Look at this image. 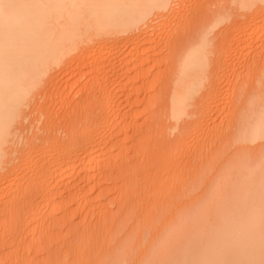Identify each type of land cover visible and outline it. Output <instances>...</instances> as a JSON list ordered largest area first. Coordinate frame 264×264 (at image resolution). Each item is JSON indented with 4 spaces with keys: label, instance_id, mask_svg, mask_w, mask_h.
<instances>
[{
    "label": "bare ground",
    "instance_id": "1",
    "mask_svg": "<svg viewBox=\"0 0 264 264\" xmlns=\"http://www.w3.org/2000/svg\"><path fill=\"white\" fill-rule=\"evenodd\" d=\"M233 1L232 2L233 3H237L238 6H240V8L251 9L253 11L252 8L254 7V9H255V6H257V9L258 10H261L262 12L264 10V0H233ZM176 4H179V3L176 2V0H0V195L1 196L2 195L5 196V197L2 196V198H4L5 200H4L3 204H2L4 206V210H2L3 208L0 209V218H1L0 220H2L3 218H6V221L4 222V224H2L0 226H1L2 230L3 229H8L6 227L9 226L10 223H12V221H13V223L16 222L15 227H13V228H15V231H13V233H11V235H9L10 233L8 231H5V230H4L5 233L2 232V234H0V238L3 239V240L5 239L4 242L6 241L7 237L9 238L10 236L11 237L13 236L15 238V235H20V231H22V232L25 231L27 233V231H26L27 228H28L27 225H30V223L31 224L32 223L39 224V225H41V227L42 226L43 227L44 226L46 227L48 225V222L50 224V222L52 221L51 220L52 219V215L47 214V212L50 213V211L47 210L48 209V203L47 204H44V203L48 202L46 200L48 199V197L50 196V194L53 192V190H55L54 186H57V187L60 186V184H62L61 181H63L65 178L73 177V176H77V175L80 176L81 173H83L84 171H86V172L89 171V170H92L93 171V170H96V169L100 168V165H101V167H103V165L101 163H102V160L104 159V156H106V153L104 154L103 153L104 150L103 151L101 150L102 149V143L103 144H106V142L108 143V141H110L106 137V134L109 131L111 133H113L112 131L114 129L116 130V128H114V127H117V125L116 126L112 125V127L110 126L111 120H117V121L119 119L120 120L121 119L123 120L125 118V116H126V114H124L122 112V110H120V108H118L116 106L117 105L116 103H117L118 99L120 100V96H122V98L124 100V97L123 96H126L125 97L126 98L125 100H126V103H127L126 105H130V104L132 105V103H133V105H136V104H139L140 102H142L143 100H142V98H141V100L139 99V101L138 100H131V95L132 94H131V90L130 89H129L130 90V93H128V92L125 93V91L124 92H121L120 91L121 93L116 92L114 90L109 91L108 86H110V85H108V83L110 82V79H109L110 77H106V79L104 77L105 80L104 81H101L99 79V77H98V74H100V73H102L104 71L105 72L106 71L108 72V68L111 69V70L114 69L113 67H115L116 64L113 63L114 61H112V58H113V56L116 53L115 52V49H117V48H118L117 50H120L121 49V47L119 48L118 46H120V44L122 46L123 45L122 42H124V44H128V42H129V44L132 43L133 45H130L131 48H130L129 44L128 45H124L122 47V51L120 50V52H117L118 54L121 53V52L123 54L124 49L126 50V48L127 49L130 48L131 49L130 50L131 52L133 51V49L134 50H135V48L137 49L138 46H139V49H141L143 45L141 46L139 44H142V43L143 44L144 43L146 44L149 41L151 42V39L152 38L150 39V37H152V34L150 36V32L153 31V30H151L150 32L148 30H149V27H151V26L154 27L155 26V25L154 26L152 25V23L155 21V18L153 16L156 17V15H159L160 14L159 13L160 11H163V10L165 11L169 7H172L173 5H176ZM173 8H175V7H173ZM227 8L228 7H226V9ZM170 11H171V9H170ZM262 12L256 11V12H254L255 14L253 13L254 15L252 13H251L252 16L249 15V18H250V16L252 17V19H250V20H252L251 21L252 22V25L250 24L249 25L250 27H248L247 29H245L242 32H240V30H238V28H237V31H239V33H238L237 36L239 38L238 37L237 38L235 37V38L238 41L240 40V41H248L249 42V40H251L252 35L254 33H257L258 32V35H260L261 33H263V29H264V18L261 15L262 18H263V20L262 19L261 20L259 19V18H261L260 14ZM161 13H163V12H161ZM221 13H223V10H222ZM163 15H165V13ZM257 15H258V17L259 16L260 17L258 18ZM174 16H176V13L174 14ZM213 16L215 17V15H213ZM165 18H166V16H165ZM257 18L259 20H257ZM219 20H221V19H219ZM237 20H239V19H237ZM162 22H164V21L162 20L161 23ZM214 23H216V22H214ZM219 23L220 22L217 21V24L216 25H218ZM162 24L164 25V23H162ZM232 27H235V26L232 25ZM209 28L208 29L210 31L212 28L211 27H209ZM156 29L159 30L158 28H156ZM227 29H229V27ZM213 30H214V28H213ZM231 30L235 32L234 28H232ZM237 31H236V33H237ZM206 32L207 31H205V34L202 36V38H201L200 41L196 37V39L198 40L197 43H195V40H194V43L192 41L189 43V44H191V43L192 44H191V46L188 45V48H186L185 51L183 50V52H182V53H184L182 55L183 57L179 55L180 57H182V59H179L178 60V58H176L178 61H180V63L178 62L177 72L175 73V76L173 77V79L171 81L172 82V88L170 87L171 88V91L169 92V94L166 95L167 96V98H166V107H167V111H168V115H169L168 117L170 119L174 120V122H175V123H173L171 121L173 123V127L172 128L174 130V129H176L180 125V124H178V126H177L176 124L184 116L188 115V118L189 117L192 118V116H193L192 114H194V113H195V116H198L196 114V112L193 113L192 110H191L192 111L191 112L190 111V108L191 107H194V104H195L194 103V100H195L196 95L197 94L199 95V92H201L202 89H204V88L207 87V90H208L207 93H206V90H205V92L202 91V93H200L201 99H199V101H198V98H197V103H199L201 105L200 106V110L198 109L199 110V113H200V117L198 116V118H199L198 119V122H199V124L200 123L201 124L198 125L197 124V120H196L195 122L197 124V127L196 128L194 127L196 131L195 130H192V131H194L193 132V135H194V138H195L196 141L194 139H191V138H189V139H191L193 142H191V140H188L190 142V144L193 143L191 145H194V142H195V145H196L195 148H197V145H199L198 143L201 142L200 141L201 138L198 139L199 138L198 132L202 131V134H203V129L205 128L204 126L207 125V124L203 125L205 123V121L207 120L206 118L212 113L213 110H216L217 108L219 110V107L222 106L220 104H222L223 101H224V94H222L220 92V85H217L216 86V84H215V86L217 87V89H216V91L214 93L213 89L211 90V88L214 85V82L215 81H213V80L212 81H209L208 80L210 77H209V74H208L209 71H207V70L212 69V67L209 68V66H212V65L210 64L208 66V63H209L208 56L210 55V52H208V47H211L208 44H211V43L207 42V38L209 37L208 36L209 33H206ZM227 32H228V30H227ZM156 33L159 35V32L158 31ZM236 33H235V35H236ZM230 34H232V33H229V35H227L228 36L227 37L228 42H229V38L232 37V36H230ZM153 38H154V36H153ZM158 38H159V36H158ZM174 38L175 37H174V34H173V40H174ZM256 38H258V39L261 38L262 39V36L261 37L258 36ZM232 40H235V39L232 38ZM158 41L159 40H157V43H158ZM182 41H184V40H182ZM169 42H171V41L169 40ZM171 43H173V45H174V42H171ZM171 43H170V45H171ZM249 43H251V42H249ZM249 43H247V44H249ZM155 44H153V46H151L149 44L150 45L149 47H151L150 50L153 49V47H154ZM263 44H264V42H263ZM170 45H169V47H170ZM228 45H230V44H227V46ZM237 45H238V43H237ZM183 46H184V44H183ZM212 46H213V44H212ZM258 46H259V43H258ZM149 47L148 48L147 47H144L141 50L145 49L144 53L145 52H148V51H150L149 50ZM184 48H185V46H184ZM211 48H214V47H211ZM240 48H241V46H240ZM246 48H248V47H246ZM251 48H249V49H251ZM262 48H263V46H262ZM146 49H147V51H146ZM155 49L157 50L158 47L156 48V46H155L154 50ZM254 49H255V44H254ZM154 50H151V51H154ZM136 51H133V53H131V54L128 51L129 53L127 54V55H129V54L130 55L136 54V56H133V60H132L133 62H134L135 57L137 58V55L139 57V54H137L138 52L141 53V55L143 53L142 51L140 52L139 50H138V52H136ZM246 51H248V50H246ZM134 52H136V53H134ZM231 52L235 56L236 53L234 54L233 50ZM254 52H255V50H254ZM257 52H259V51H256V53ZM154 53H156V51H154ZM229 53H230V51L228 52V54ZM248 53H251V52H248ZM260 54H261V52H260ZM127 55L125 56L126 58H128ZM122 56L124 57V55H122ZM160 56H162V55H160ZM212 56H214V54ZM262 56H263V54H262ZM66 57H70V60H68L69 62L70 61H74V60H76L77 62H80L78 60L86 61V63L88 62L87 64L91 67L90 69L93 68L92 71L95 70V72L97 74L96 73H94V74H96L95 76H97V78L100 80V81H98V79L96 80V77L91 75L92 77L90 78V81L83 88V90H85V91H84L83 96L81 97V100L83 99V101H86L87 102V100L90 99V101L92 102V104L90 102L91 106H93L92 109H90V110H92V112L90 110L89 111H90V113L93 116H90V118H88L89 115H88V117L86 115H83V116L86 117L85 118L86 121L91 120L92 123L90 122L91 123L90 126H86L85 125L86 127H84V125H82L83 128H80V130L78 132L77 131H74L75 129L72 130V127L70 126L71 129H67L68 131L65 130V133L66 132L68 133V134H66L68 137L67 136H59V132H60V135H61V130L62 129L64 130V128H62V129H60V131H58L59 127L57 129L56 128H53L54 126L50 128V126L52 125L51 123H48V124H51L50 126L48 124H44V122H47L48 120H50L48 118L46 120L45 119V116H44V115H46V114H44V109H45V107H46V109L48 108V106L46 105V106L41 107V108H43L42 109V112H43V115H42L43 117L42 118L45 119V120L43 121V119H42V121H41V120H38V118H36L37 121H39V122L37 123V125L36 124H34V125H35V127L38 126L37 127V129H38L39 128V125L38 124L41 121V122H43L44 125H47V126H43L42 129H40L41 128V126H40L39 129L41 131V135H39V133H36L35 131H33V133H34L33 136L32 137H29V138L27 137V139H25V140H24V138H22V137H24V135H23L21 137L22 140H23V142H21L22 143V146L21 147H18V145L20 143V140H19V136H20L19 135L20 134L19 133V130H22V128H21V127H23L22 124H23V122L24 123L26 122L25 120L27 119V117L30 114L32 115V112H27L26 109H27L28 106L30 107L29 101L31 100L33 93H35L34 91L37 88H39L40 86H42L41 83L43 82V77L54 66L56 67L59 64H61L62 61ZM123 57H121V58H123ZM209 57H211V56H209ZM255 57H254V59H255ZM121 58H119V59L122 60ZM126 58H125L124 61H126ZM145 58L142 59V60L140 59L141 61L138 62L139 64L141 63L140 64L141 66L138 65V63L136 62L139 59H135L136 60L135 61L136 63L134 64V66L135 67L137 66L136 69H138V67L139 68L142 67L143 60L144 61L146 60V62L148 60H150V59H147V58L145 59ZM150 58H151V56H150ZM216 58H218V57H216ZM236 58H233V59H236ZM128 59L126 61L127 63L129 62ZM130 59H132V58H130ZM153 59H154V57H153ZM215 59H213V60H215ZM221 59H222V57H221ZM237 60H238V58H237ZM155 61H156V64L159 62V61L157 62V60H155ZM218 61L220 62V60H218ZM242 61H243V59L241 60V63H242ZM245 61L246 60L244 59L243 62H245ZM229 62H230V60H229ZM229 62L227 63V67L226 68H228V66H230L231 64L233 65V63H231V62L229 63ZM235 62H236V60H235ZM246 63H247L246 65H248L249 64V61H246ZM148 64H150V63H148ZM213 64H216V63L213 62ZM221 64H223V62ZM119 65H120V63H119ZM154 65H155V63H154ZM167 65H169V64L167 63ZM152 66H153V64H152ZM233 66H235V64ZM249 66H250V64H249ZM86 67L88 68V66H86ZM106 67H108V68H106ZM126 67H128V66H126ZM146 67H147V65H146ZM215 68H217V67H214V74H217V72H219V71L217 70L216 73H215ZM129 69L131 71V69H132L131 66H130ZM149 69H151V67ZM261 69L264 70V68H262V67H261ZM116 70L117 69H115V71ZM122 70L126 71L125 69H122ZM141 70H142V68H141ZM143 70H144V68H143ZM87 71L88 70H86V73H88L89 71L91 72V70H89L88 72ZM166 71H167V68H166ZM253 71H252V73H254ZM259 71L261 72L262 70L258 69L257 72H259ZM77 72L78 71H76V73ZM107 72H106V76H109L107 74ZM132 72L133 73L134 72H137V74H138L140 72V70H139V72L138 71H132ZM212 72H213V70H212ZM91 73H93V72H91ZM121 73H122V71H121ZM121 73H120V75H121ZM147 73L150 74V72H147ZM166 73H165V77H166ZM263 73H264V71H263ZM82 74H83V71H82ZM81 75H79V76H81ZM168 75H169V73H168ZM103 76H105V75L103 74ZM141 76H142V74H141ZM212 76H213V73H212ZM261 76L263 77V74ZM125 77H126V75H125ZM129 77L130 76H128V79L130 80ZM149 77H151V76H149ZM152 77H153V75H152ZM214 77H215V75H214ZM120 78H122V77H120ZM216 78H217V75H216ZM76 79H77V77H76ZM128 79H125V80H128ZM135 79H136V82H138L137 78H134V79H132L130 81H133ZM164 79H166V78H164ZM257 79L259 80V78H257ZM79 80H80V78H79ZM114 80H115V78H114ZM114 80L112 79L113 82H114ZM156 80H157V78H156ZM218 80H219V78H218ZM229 80H230V78H229ZM206 81H209L208 86H207V82ZM221 81L223 82L222 79H221ZM111 82H110V84H114L115 86L116 85L123 86L121 83L119 85L118 84L119 83L118 81H117L118 83H116V82L115 83H111ZM127 82L130 83L129 81H127ZM163 82H165V81H163ZM168 83H169V81H168ZM250 83L248 85L250 87H252L251 86L252 83L251 84ZM258 83H259V81H258ZM140 84H142V83H140ZM145 84L147 85V83H145ZM226 84H227V82H226ZM126 85H124V86H126ZM135 85L137 86V84H135ZM167 85H165V87ZM83 86H84V84H83ZM115 86H114V88H115ZM121 86H120V89H122ZM139 86L142 87L141 85H139ZM139 86H137V87L134 86L135 89L132 86L131 87H132V90L134 89L136 91V90H139L140 89V91H141V88H139ZM215 86H214V89H215ZM143 87H144V85H143ZM255 87H256V90H253V91H256L257 92L258 91L257 90L258 87L256 85L254 87H252V89H255ZM136 88H139V89H136ZM124 89H126V88H124ZM169 89L167 91H169ZM250 89H248V90H250ZM118 90H119V88H118ZM134 90L132 91V93H134ZM144 90L146 91V89H144ZM248 90H243V91H247V94H248ZM259 90H261V89H259ZM122 91H123V89H122ZM210 91L211 92L213 91L214 94L212 95V93H210ZM261 91H264V90H261ZM261 91H260V93H261ZM165 92H166V90H165ZM40 93H41V91H40ZM43 93H44V91H43ZM208 93H210V95H212V96H209L208 97L207 96ZM250 93H251V91H250ZM252 93L253 94H257L258 93L260 95L259 92H257V93L252 92ZM241 94H242V92H241ZM133 95H135V96L138 95L139 96L140 94L139 93L137 94V91H136V93L133 94ZM138 98H140V97H138ZM247 98H245V99H247ZM260 98L258 99V103L257 104H256V102L253 103V104H256V105H254V107H256L259 104ZM134 99H135V97H134ZM158 99H159V97H158ZM229 99H230V97H229ZM133 101H136L137 103L135 102L136 103L135 104ZM157 101H159V100H157ZM119 102H121V100ZM261 102H262V100H261ZM47 104H49V103H47ZM83 104H84V102H83ZM83 104H82V106H83ZM118 104H120V103H118ZM124 104H125V102H124ZM143 104H146V103L144 102ZM147 104H149V102ZM49 105H51V104H49ZM63 105L64 104H62V106ZM79 106H80V103H79ZM123 106L124 105H122V108H123ZM146 106H148V105H146ZM231 106H229V107H231ZM38 107H39V105H38ZM129 107H131V106H129ZM155 107H156V105H155ZM197 107H198V105H197ZM214 107H216V108H214ZM222 107H221L220 111H222L225 114H228V113H226V111L228 109L226 110L223 107V109H224L223 110ZM234 107H235V105H234ZM239 107L237 106V108H239ZM252 107L250 105V108L251 109L248 108V107H247V109L246 108L244 109V110H248L249 109L250 112L252 110V114L249 111H248L249 114H248V112L246 113V111H244L245 112V117L244 116H240V118H239V119H241V117H243V120H245V125L243 123L244 121H242V119L240 120L243 123L242 126L244 125L245 128L239 129L241 133L240 132H236L237 133L236 136L240 133L239 136H237V137H239L238 140H240V141L238 142V140H233V142L234 141H235V143L238 142V144L240 146L242 145L241 142H250V146H251V143L256 142V143H254V145L256 146L257 141H259L260 139H261V141H262V139L264 140V104H263V106H261V108H258V109L257 108L256 109H253L254 107L253 108ZM259 107H260V105H259ZM52 108H53V106H52ZM52 108H50L49 111ZM58 108H59V106H58ZM88 108H90V107L88 106L87 109ZM157 108H158V106H157ZM64 109L65 108H63V110ZM124 109H126V108H124ZM39 110H37V111H39ZM54 110H55V113L57 115V113H59V112H56V109H54ZM71 110L72 109H70V111ZM198 110L195 109V111H198ZM58 111H60V108H59ZM89 111H88V113H89ZM228 111H231L232 112V110H228ZM236 111H238V109ZM45 112H46V110H45ZM50 112H49V114H50ZM67 112H69V110H66L65 111V113H67ZM39 113H41V111ZM233 113H235V112H233ZM67 114H68L67 115L68 117L69 116L71 117V116L74 115V114L72 115V113H67ZM242 114L244 115V113H242ZM219 115H221V114H219ZM47 116H48V114L46 115V117ZM57 116H60V115H57ZM65 116H66V114H65ZM81 116H82V114H81ZM137 116H138V114H137ZM137 116H134V118L135 117L137 118ZM214 116L216 117V115H214ZM233 116H235V115H233ZM50 117H52V116H50ZM77 117H80V116H77ZM130 117H132V116H130ZM210 117L211 116H209V119H210ZM215 117H214V120L216 119ZM236 117L237 116H235L234 118H236ZM59 118L60 117H58V120H59ZM71 119H73V120L71 121ZM71 119H70V122L67 121V124H68V122H69V124H71L72 122H73V124L76 123V122H78V120H75L74 118H71ZM195 119H197V118H195ZM51 120H50V122H51ZM120 120H119V122H120ZM83 121H84V118H83ZM134 121H135V119L132 120V122H134ZM191 121H192V119H191ZM59 122H60V120H59ZM79 122H80V124L79 123L78 124L80 126L82 121H79ZM119 122L117 124H120ZM221 122H222V120H221ZM231 122H232V120H231ZM169 123H170V121H169ZM234 123H236V120L234 121ZM20 124L22 125L21 127L19 126ZM56 124H57V122H56ZM86 124L88 125V123H86ZM123 124H125V123H123ZM135 124H136V122L133 123V125L136 128V125ZM142 125H144V124H142ZM166 125L167 124L165 123V126ZM217 125H218V123H217ZM223 125H221V126H223ZM230 125H232V126H230ZM233 125L234 124H229L230 127H233L234 128ZM62 126H64V125L62 124ZM119 126L120 125H118V127ZM229 126H228V124H226L224 127L227 128ZM237 126H238V124H237ZM122 127H123V125H122ZM144 127L146 128V125ZM153 127H154V125L152 126V128ZM190 127H191V125H190ZM23 128H25V127H23ZM76 128H78V127H76ZM149 128H148V130H150ZM213 128H216V127H213ZM218 128H219V125L217 126V129ZM221 128L222 129H225L223 127H221ZM221 128L219 129V131H221ZM239 128H241V126ZM39 129H38V132H39ZM118 129H119V131H121L120 127ZM132 129H134V128L132 127L131 124H129L128 126L126 124V125H124V127H123L122 130L125 131L126 134L124 132L123 133L125 134V136H127L128 132L131 131ZM229 129H231V128H229ZM30 130H31V128H30ZM69 130H71V131L69 132ZM227 130H228V128L226 129V132H227ZM231 130H230V132H231ZM242 130H243V132H242ZM134 131H135L134 133L136 135H139L140 134L138 136V138H139V137H141V135L143 133V128L142 127L141 128H136ZM151 131H153V130H151ZM210 131H211V128H210ZM222 131H225V130H222ZM25 132H26V130H25ZM132 132H133V130H132ZM195 132L197 133V137L198 138L195 137V135H196ZM230 132H228V133H230ZM233 132H235V130ZM117 133H119V132L117 131ZM117 133L116 134L114 133V134L117 136ZM178 133H180V132H178ZM130 134H131V132H130ZM145 134H146V132H145ZM149 134H150V132H149ZM213 134H215V133H212V136H213ZM216 134H217V132H216ZM216 134L214 135L215 136L214 138L217 137ZM218 134H219V132H218ZM172 135H173V133H172ZM207 135L208 134H206V136ZM219 135H221V134H219ZM113 136L114 135L112 134L109 137L112 138ZM116 136H114V137H116ZM181 136L182 135L180 134V138H181ZM190 136H192L191 133H190ZM206 136H204L203 139H205ZM222 136H227V135H222ZM231 136L232 137H228V136L227 137L233 139L234 136L233 135H231ZM123 138H125L124 135H123ZM185 138H186V136H185ZM192 138H193V136H192ZM207 138L208 139H205V141L206 140L209 141V139H211V136L210 137L207 136ZM217 139L218 138L215 139V141H217L216 145L219 146V142L221 143L222 140L220 141L219 139L218 140ZM235 139H237V138L235 137ZM174 140H176V139H173V141H172L173 144H175V143H177L179 141V140L178 141L176 140L177 141L176 142ZM212 140H210V141H212ZM228 140H231V139H228ZM131 141H130V143H131ZM170 141H171V139H170ZM208 141H207V143H208ZM189 142H188V144H189ZM118 143H116V144H118ZM128 143H129V141H128ZM259 143H261V142H259ZM214 144L215 143H213V144L211 143V145H214ZM227 144L229 145V142ZM128 145H125V146L129 147ZM191 145H190V148H192ZM231 145L232 144H230V146ZM254 145H252V146H254ZM263 145H264V143H263ZM113 146L116 147L115 143H114ZM156 146H158V145H156ZM184 146H186V145H184ZM202 146L207 147V144H203V142H202ZM258 146L256 148H258ZM103 147H104V145H103ZM187 147H188V150L194 151L192 149H189V145ZM129 148H131V147H129ZM236 148H237V146H236ZM256 148H254V149L256 150ZM160 149H161V147H160ZM167 149L168 148L165 147V150H167ZM184 149H185V147H184ZM201 150H203V149H201ZM257 150H259V149H257ZM257 150H256V152H257ZM127 151L128 152L126 154H128L130 150H127ZM190 151H187L186 153H188V152L190 153ZM155 152H156V150H155ZM196 152H197V150H196ZM191 153H193V152H191ZM257 153H256V155H257ZM108 154H107V157H108ZM123 154H124V152H123ZM135 154H137V153H135ZM150 154H151V152H150ZM155 155H157V154L155 153ZM155 155H150V156H155ZM172 155H174V154H172ZM182 155H183V153H182ZM193 155H195V151H194V154ZM252 155H254V154H252ZM262 155H263V153H262ZM13 156H15V157H13ZM148 156L149 155L147 154V157ZM174 156L176 157L178 155H174ZM189 156L187 155L186 160H183V161L184 162L185 161L187 162V159H188ZM247 156H246L247 158L243 157L242 160H240L241 158L238 159L239 168H238L237 164L235 165V163L232 166L233 170H234V167L236 166L237 172H238V169H240L239 173H237L238 175L240 173L243 174V176L246 174L245 175L246 177H244V179L242 177H239V179H238L237 178V175L235 174L236 175V178H235L236 181L237 180H240V179H243L242 182H243L244 187L241 186V180H240L239 185H236L234 183L233 186H235V188L233 186H230V187H232L231 188L232 189L231 190L232 191V194H234V192H233L234 189H237L235 191L236 194H234L235 197H233L234 198L233 200H230L229 201L230 195L229 194H226L227 196L229 195V198L227 196L222 195V191H219L220 189L218 188V190H215V191L216 192L219 191L220 194H218L216 192L213 193V191H211V195L213 194V197L210 196L209 199L212 200V201L209 200V201H207L206 204H204V203L202 204L203 205L202 207L205 210L203 208H202L203 210H201L199 206L195 205V206L199 207L200 210L198 209V211H197V208H195L197 213H196L195 220H194L193 224H191V221H188L189 223L184 227V229H185L188 226L190 229L187 227L185 229V231H183L181 233V231L184 230V229L182 228L181 231H180V229L178 228L179 226L177 225L178 226L177 227L178 230H176L175 233L173 234V236L176 239H178V238L180 239V237H182L184 240L181 238L182 241H181V239L180 240L178 239L176 241V239L174 240V238H173V242H172L171 245H173V246L175 245V247L177 248V250H176V248H173L172 247L173 249L169 253H165L163 251V250L166 251L165 247L167 248V246H168V242L169 241L168 242L166 241L167 242V246H165V247L163 246L164 248H162V250H161V248H160V250H157L160 253H161V251L165 253V255L163 254L165 256L164 257V260L162 262L159 261L157 264H264V155L262 157V163L260 162L261 164L260 163L259 164H255L256 166H254L251 163V165L254 166V170L250 168L251 171L248 170L249 171V173L247 171L248 174L245 173V171H244V173L242 172L243 171L242 168L244 169V167H242V165H243V163L246 162L245 159L246 160L253 159V158H250L249 155H247ZM250 156H251V154H250ZM122 157L123 156H121V159H122ZM155 158H157V157L155 156ZM194 158H191V159H194ZM196 158H198V157H196ZM201 158H203V157H201ZM204 158H206V157H204ZM255 159H258V157H256ZM259 159H261V157ZM108 160H110V159H108ZM152 160H153V157H152ZM197 160H199V159H197ZM121 161L119 163L122 164ZM126 161H127L126 163H128V160H126ZM164 161H165V159H164ZM194 161L196 162L195 159H194ZM250 161H252V160H250ZM170 162H171V160H170ZM248 162L245 163V164H247V166L249 164ZM130 163H131V160H130ZM191 163L192 162H190V165H191ZM124 164L125 163H123V165ZM149 164H147V167H148ZM153 164H154L153 165V169H154V166H155V169L153 171L150 170V169H148V173H149V170L152 173L154 172V175L157 176V181H158V178H161L162 177V176L161 177H159V176L160 175H163L166 172V170L168 169L169 165L168 166L167 165L165 166V164L164 165L162 164L161 166H159L158 163H156L157 166L160 168L159 169L158 167H156V164L155 163H153ZM176 164H177V159H176ZM181 164H182V162H181ZM123 165H122V167H123ZM131 165H132V163L130 164V166ZM124 166H126V165H124ZM171 166H172V164H171ZM178 167L180 168L181 166H178ZM182 167H184V165H182ZM173 168H174V166H173ZM245 169H246V166H245ZM128 170H129V168H128ZM169 171H170V169H169ZM177 171H178V169H177ZM184 171H185V168H184ZM93 172H95V171H93ZM129 172H130V170H129ZM98 173H101V170ZM102 173H104V172H102ZM229 173H230V170H229ZM188 174H186V175H188ZM230 174H232V173H230ZM86 175H90V174L87 173ZM103 175L106 176V174H103ZM125 175H127V173ZM224 175H221L223 177V178L221 177V179H226V178L229 177V175H227V177L226 176L224 177ZM153 176H151V177H153ZM155 176H154V178H156ZM173 176H175V174ZM230 176H232V175H230ZM239 176H241V175H239ZM103 177H99V178L101 179ZM92 178H93V174H92ZM154 178H152V179H154ZM177 178H179V177H177ZM233 178L231 177V180ZM96 179H97V177H96ZM228 179L230 180V178H228ZM190 180L191 179L189 178V181ZM89 181H92V180H89ZM221 181L223 182L224 180H221ZM179 182H177V183H179ZM226 182H227V180H226ZM232 182L233 181H230V183H232ZM150 183H151V181H150ZM188 183L191 185V181L188 182ZM146 184H147V182H146ZM228 184H229V182H228ZM149 185L150 186L152 185V187H149L150 188L149 189V192H150V196L149 197L150 198L148 197L149 199H151V194L154 193L153 195L155 196L156 195L155 193L157 192L158 189H157V187L155 185L153 186L152 183L151 184H148V186ZM190 185H189V189H190ZM220 185H219V187H220ZM225 185H223V186L225 188H227ZM186 186L187 185H185V187ZM216 187L217 186H215V188ZM144 188H146V187L144 186ZM27 189H30V190L27 191ZM180 189H181V191L178 190L177 193L182 192V185L180 186ZM211 190H213L212 187H211ZM223 190H225V189L223 188ZM31 191H34V193H31ZM229 191H230V188H229ZM143 192H144V190H143ZM149 192H146V194L149 193ZM206 193H208V192H206ZM229 193L231 194V192H229ZM165 194H166V192H165ZM165 194H164V196H165ZM180 194H182V193L176 194V196H180ZM214 194H215L216 198H214ZM147 195H149V194H147ZM157 195H158V192H157ZM162 195H163V193H162ZM201 195H203V194L201 193ZM205 195H208V194H205L204 193V196ZM166 196H167V194H166ZM204 196H202L203 200L205 199ZM173 197H175V195ZM173 197H172V199H174ZM231 197H232V195H231ZM156 198H160V196L159 197H156ZM177 198H179V197H177ZM50 199H51V197H50ZM142 199L144 200V198H142ZM206 199L208 200V198H206ZM40 200L41 201L42 200H45L46 201V202L43 201L44 202V203H42L43 205L41 204L43 207L40 206V203H41ZM151 200H153V199H151ZM193 200H196V203H197L196 197ZM201 200L202 199L200 198V201ZM49 202H50V200H49ZM152 202L153 201H151L150 203H152ZM170 202H172V201H170ZM165 203H167V202H165ZM165 203L163 202V204H165ZM20 204H24V205L27 206L25 208H28V210H29V214L30 215L29 214L28 215H29V220L30 221L26 219V218H28V216H26V214L24 213L25 216H26L25 217L26 220H25L24 217L22 216L23 214H21V212L19 211V208H17V205L19 206ZM193 204H195V203L194 202H191L190 205H192V206H190V207H193ZM96 206H97V204H96ZM100 206H101L100 208L102 209V206L103 205H100ZM150 206L152 207V204ZM175 207L177 208L176 205H175ZM188 207H189V205H188ZM101 209H100V213L102 211ZM49 210H50V206H49ZM152 210H153V208H152ZM179 210L180 209H178V211ZM193 210H194V208H193ZM27 211H26V213H27ZM181 211L182 210H180L179 212H181ZM186 211H188V210H186ZM176 213H174L175 216L178 214V213L177 214ZM182 213H183V211H182ZM190 214H188V215H190ZM192 214H194V213H192ZM191 216H194V215H191ZM23 219L26 222H23L22 223L21 221ZM174 220L176 221L177 219L175 218ZM186 220H187V218H186ZM188 220H190V218ZM191 220L193 221V219H191ZM101 221L99 220V223ZM172 221L173 220H171L170 223H172ZM20 222L23 225L25 224L23 226V227H25V230H22L21 229L22 226H21V223ZM177 222H178V220L176 222H173V223L176 225ZM179 223H181V222H179ZM185 223H187V222H185ZM185 223H183V224H185ZM167 224H169V223H167ZM170 225L171 224H169L168 226H170ZM191 226H193L194 228L191 227ZM35 227L37 228V226H35ZM47 227H51V226L48 225ZM84 227L86 228L87 226H84ZM84 227L82 226V228L79 230V232H81V230H83ZM88 229H89V227H88ZM187 229H189V230H187ZM9 231H10V227H9ZM138 231H140V230L138 229ZM171 231L172 230H170V233H172ZM86 232H88V231H86ZM89 232L91 233L92 231L89 230ZM134 232L135 231L133 230L132 233H134ZM6 233H8V234H6ZM29 233H31V231ZM32 233H33L32 235L35 234V232H32ZM82 234H85V232H83ZM182 234H184V235H182ZM27 235H29V234H26V236L23 237V240H24V238H29L31 236L30 235V236L27 237ZM76 236H79V235H76ZM161 236H164V235H161ZM33 237L31 236V238H33ZM170 237H172V236L170 235ZM138 238H139V236H138ZM163 238H165V237H163ZM155 239L156 238H154V240ZM9 240H12V238H10ZM18 240H19V238H18ZM139 240H141V239H139ZM164 240H166V239H164ZM132 241L134 242V240H132ZM155 242H157V241L155 240ZM1 243H2V241H1ZM5 243H7V242H5ZM16 243H18V244L20 243L21 244V240H19V242H16ZM11 244L12 243H10V245L9 244L8 245L6 244L7 246L4 244L6 246L5 247L6 251H8L9 253H11L12 251L13 252L15 251V250H9L10 248L7 249L9 246H11ZM32 244H35V243H32ZM37 244L39 246V243H37ZM163 244H164V242H163ZM61 245H62V243H61ZM61 245L59 244L58 246L60 247ZM63 245L61 247H66L67 246V243L65 244V246H63ZM101 245H100V248H97V249H101L102 250V246ZM150 245L152 247V244L151 243H150ZM26 246H29V245L27 244ZM26 246H25V249H26ZM91 246L89 248H92L93 247V246L92 247ZM107 246L108 245L106 244L105 247H107ZM129 246L130 245H127L126 248L129 249V248L132 247V246H130V247ZM148 246H149V244H148ZM14 247H15V245H14ZM35 247L37 248V246H35ZM53 247H55V249H56V245L53 246ZM31 248H33V247H31ZM70 248H67V249H70ZM152 248H150V246H149V249L150 250H153ZM169 248H171V247H169ZM2 249H4V247ZM2 249H0V250H2ZM11 249H12V246H11ZM61 249L62 248H60V250ZM132 249H135V248H132ZM139 249H140V246H139ZM53 250H54V248H53ZM53 250H52V252H53ZM63 250L66 251V248H64ZM71 250H75V249L74 248H71ZM77 250H80V249L77 248ZM22 251H24V250H22ZM26 251H24V252H26ZM33 251H34V249H33ZM86 251H88V250H86ZM92 251H93V249H92ZM136 251L138 252V250H136ZM60 252H59V254H60ZM64 252H63V254H64ZM89 252H90V249H89ZM148 252L149 251H147V253ZM159 252H158L159 257H162ZM32 253L33 252H31L29 254V252H27L24 257H26L27 254L28 255H31ZM79 253H81V252H79ZM79 253L77 252L76 254L75 253H73V254H75L76 256L78 254L80 256ZM93 253L94 252H92V254ZM96 253H98L97 250H96ZM12 254L11 255L9 254V256L10 257H13ZM65 254H67V253H65ZM87 254L88 253H86V255ZM148 254H146V255H148ZM34 255H35V252H34ZM75 255L72 256V257L74 258ZM135 255H136V253H135ZM21 256H20V258H21ZM83 256H84V254H83ZM137 256H139V254ZM141 256L142 255H140V257ZM150 256H152V255H150ZM155 256L156 255L152 256L153 259H154ZM15 257H17V256H15ZM125 257H126V255H125ZM130 257H132V256H130ZM140 257H136V259L137 258H140ZM143 257H146V256L144 255ZM76 258L78 259V257H75L74 259H76ZM82 258H84V257H82ZM156 258H158V257H155V260H156ZM145 259H146V261L148 260L147 257ZM145 259H143V260H145ZM63 260L61 258V261H63ZM95 260H96V263H98L99 260H97V259H95ZM139 260H141V264H145L144 262H142V259H139ZM158 260H160V258ZM14 261L18 262V259H15ZM14 261H12V262L14 263ZM28 261H29V259H28ZM108 262H110V260ZM126 262H127V260H126ZM128 262H130V260H128ZM148 262H149V260H148ZM19 263H20V260H19ZM68 263L70 264V262H68ZM133 263H134V261H133ZM74 264H76V262H74ZM119 264H124V263L120 262ZM126 264H128V263H126ZM135 264H136V261H135ZM146 264H150V263H147L146 262Z\"/></svg>",
    "mask_w": 264,
    "mask_h": 264
},
{
    "label": "rangeland",
    "instance_id": "2",
    "mask_svg": "<svg viewBox=\"0 0 264 264\" xmlns=\"http://www.w3.org/2000/svg\"><path fill=\"white\" fill-rule=\"evenodd\" d=\"M232 1L233 0H185V1L184 0H176V2L179 3V4L173 5L172 7H169L168 9H166L165 11L164 10L163 11H160L159 12L160 14L159 15H156V17L153 16L155 18V21L152 23V25L153 26L155 25V26L154 27H152V26L149 27V30H148L149 32L151 30H153V31H151L152 33L150 32V36L152 34V37H150V39L152 38L151 39V42L149 41L150 43L147 42L146 44L145 43L144 44L143 43L142 44H139L141 46L143 45L142 48H144V47H147L148 48L150 45L153 46V44L156 43L157 45L155 44L154 47H153V49H151V50H154L155 46H156V48L158 47L157 50L156 49L154 50V51H156V53H154V51H151L150 50L151 47H149V50L150 51L144 53L145 49L141 50L142 48L139 49V46H138L137 49L135 48V50L133 49V51H136V50H137L136 52H138V50L140 52L142 51L143 52L142 53L143 56L141 55V53L138 52L137 54H139V57L140 56L141 57L139 58L138 55H137V58L135 57V59H139V60L136 61L134 59V62H133L132 61L133 60V56H136V54L130 55L131 53H133V51L132 52L130 51L131 50L130 49L131 48L130 45H133L132 43L129 44V42H128L130 48H128L129 50L127 48H126V50L124 49L123 54H122V52L119 53V54L117 52H120V50L122 51V47L124 45H128V44H124V42H122L123 45L121 46V44H120V46H118L119 48L121 47V49L120 50H117L118 48L115 49V52L116 53H115V55L113 54L114 56L112 58V61H114L113 63H115L116 66L113 67L114 69H112V70L109 69L108 67H106V68H108V72L109 73L107 71L106 72H107V74L109 76H106V72L104 71V72L98 74L99 79L101 81H104L106 79V77H110L109 79H110V82H111L112 79L114 80V78H115L114 82L112 81L111 83H115V82L118 83L119 82L118 83L119 85L121 83L123 86H121V85L120 86L123 89V91H122V89H120V86L116 85L119 88V90H118V88L114 84H110V82L108 83V85H110V86H108L109 91L114 90V91L119 92V93L125 91V93H127V92L130 93V90H131V94H132V95L130 94L131 95V100H138L139 101V99L141 100V98H142L143 101L140 102V103L138 102L139 104H136L137 102L136 101H133L134 103L136 102L135 103L136 105H133V103H132L133 106L131 104L130 105H126L127 104L126 103V100H125L126 99L125 98L126 96H123L124 97V100H123L122 96H120L121 102H119L120 100L118 99V101L116 103L117 104L116 106L118 108H120V110H122V112L124 114H126V116H125V118L123 120L122 119L121 120L119 119L120 122H119V120L118 121L117 120H111V123L112 124L109 122L111 127H112V125H114V126L117 125V127H118V125H120L119 127H120L121 131H119V129H118L119 127L118 128L117 127H114V128H116V130L114 129L112 131L113 133H111L109 131L106 134V137L110 141H108V143L106 142V144H103L102 143V149L101 150L102 151L104 150L103 151L104 154L106 153V156H104V159L102 160V163H101L103 165V167H101V165H100V168H98L96 170H93L95 172H93L92 170H89L90 172L89 171H87V172L84 171L83 173H81L80 176L77 175V176L65 178L63 181H61L62 184H60V186H58V187L57 186H54L55 190H53V192L50 194V196L46 200L48 202H46L45 200H42V201L40 200V202H41L40 203V206H42L43 205L42 203H44V202H46L44 204H47L48 203V209L47 210L50 211V213L47 212V214L52 215V219H51L52 221L50 222V224L48 222V225L51 226V227H47L48 225L46 224L47 226L46 227L44 226L45 227L44 228L43 226L41 227V225H39V224H35V223H32L31 224L30 223V225H27L28 226V228L26 230L27 233L25 231H23V232L20 231V235H15V238L13 236L12 237L10 236L9 238L6 236L7 239H6L5 242H7V243L4 242L5 239L3 240V239L0 238V249H2L4 247V249L0 250V264H12L13 263L12 261H14L15 259H18V262L14 261L13 264H16V263L17 264H61V263L62 264H65V263L66 264H69L68 262H70V264H74V262H76V264H107V263L108 264H111V263L112 264H114V263L115 264H119L120 262H122L124 264H126V263H128V264L129 263L130 264L131 263L132 264H135V261H136V264H141V260H139V259H142V262H144L145 264H146V262L147 263H150V264H154V263L157 264L159 261L162 262L164 260L165 253H169V252H171V250L173 248H176L175 245L173 246L171 244L173 242V238H174V240L176 239L173 236V234L175 233L176 230H178L177 227L179 226L178 228L181 231V229L182 228L184 229V227L189 223L188 221H191V224H193V222L195 220L196 213H197L195 208H197V211H198L199 207H200L201 210L204 209L202 207L203 206L202 204L203 203L206 204L207 201L210 200L209 199L210 196L213 197V194L211 195V191H213V193H214V192H216L215 190H218V188H219L220 189L219 191H222V195H224V196H227L226 194H229L230 195V198H229V195L227 196L229 198V201L234 199L233 197H235L234 194H236L235 191L237 190V189H234L235 188V186H233L234 183L236 185H239L240 180H241V186L244 187L242 180L244 179V177H246L245 176L246 174L244 176L241 173L239 174L241 176H239L237 174L240 171V169H238V172H237V168L235 166L237 164V166L239 168L238 159L241 158L240 160H242L243 157L247 158L248 157L247 155H249L250 158H253V159H250L252 161H250L249 159L246 160L244 158L246 162L249 161L248 162L249 163L248 166L250 165L251 167L250 166L248 167L247 164H245L246 162L245 163L242 162L243 163L242 167H244V169L242 168L243 171L242 170L241 171L243 173H244V171H245V173H247L248 170L249 171H251V169L254 170V166H256L255 164H259L260 162L262 163V157L264 155V145H263V143H264L263 141L264 140L263 139H262V141H261V139L259 141H257L256 146L254 145V143H256V142L251 143V146H250V142H241L242 145L240 146L238 144V142L240 140H238L239 137H237L241 133L239 129L245 128V126H244L245 125V120H243V117H241L242 121H244L243 122L244 125L242 126L243 123L240 121L241 119H239L240 116H244L245 117V112L244 111H246V113L249 111V109L248 110H244V109L245 108L247 109V107L250 108V105H251V107L252 106L254 107V105H256L258 103V99L260 97L261 98H260L259 104L256 107H254V108L252 107V108L253 109H256L257 108L258 109V108H261V106H263V104H264V91H261V90H264V83H263L264 82V78H263L264 77V73H263L264 70L261 69V67L264 68L263 67L264 66L263 65L264 64V44H263V42H264V40H263L264 39V35H263L264 34V29H263V33H261L260 35H258V32H257V33H254L252 35V38L250 37L251 40H249V42H251V43H249L248 41H240V40L238 41L236 39L238 37L237 35L239 33V31H237V28H238V30H240V32H242L243 30H245L248 27H250L249 25L250 24L252 25V22H251L252 20H250V19H252L251 13L253 14L256 11H259V12H262V11L261 10H258L257 9V6H255V9H254V7L252 8L253 11L251 9L240 8V6H238L237 3H233L234 1L233 2ZM173 7H175V8H173ZM226 7H228V8L226 9ZM170 9H171V11H170ZM222 10H223V13H221ZM161 12H163V13H161ZM164 13H165V15H163ZM175 13H176V16H174ZM213 15H215V17ZM249 15H251L250 18H249ZM261 15L264 18V10L260 14V16ZM165 16H166V18H165ZM262 16H261V18H259L258 15H257V17L260 20L261 19L263 20ZM258 18H257V20H259ZM161 19L164 21V22H162V23H164V25L161 23V21H162ZM219 19H221V20H219ZM237 19H239V20H237ZM217 21L220 22L219 23L220 25L219 24L216 25L217 24ZM214 22H216V23H214ZM232 25L235 26V27H232ZM209 27L212 28L210 31H209V29H210ZM228 27H229V29H227ZM156 28H158L159 30H157ZM213 28H214V30H213ZM225 28L228 30V32H227V30ZM232 28H234L235 32L231 30ZM157 31L159 32V35L156 33ZM205 31H207L206 33H209V35L207 34L209 36V37L207 36L208 37L207 38V42H209L211 44H208V45L211 46V47H214V48L208 47V52H210V55L209 56H211V57L208 56V59H209L208 66L210 64L212 65V66H209V68L212 67V69H209L208 68L209 70H207V71H209L208 74H209V77H210L208 80L209 81H212L213 80L215 82L216 81L217 82L219 81L218 83L217 82L216 83L214 82V85L212 86L211 90L213 89V91L215 93V91L217 89L216 86L217 85H220V92L222 94H224V101L226 102L225 103L223 101V103L220 104V105H222L224 107V109H226V110L227 109L228 110H232V112L227 110L226 113H228L229 115L223 113L222 111H220V109L222 107L220 105H219L220 106L219 107V110H218V108L216 110H213L212 113L209 115V116H211L210 117L211 120L209 119V116H208L206 118L207 120L206 119H205L206 121L204 120L205 123L203 122L204 123L203 125L207 124L206 126H204L205 127L204 129L205 130L203 129V134H202V131L198 132V136H199V138H198L197 137V133L195 132L196 133L195 137L198 138V139L201 138V140H200L201 142H199L198 143L199 145H197V148H195V146H196L195 145V142H194V145H191L193 143L190 144V142L188 140H191V139H194L195 140L194 135H193V132L194 131H192V130H195V128L197 127V124L198 125L201 124V123L199 124V122H198V119H199L198 116L200 117L199 110H200V106L201 105L199 103H197V98H198V101H199V99H201L200 93H202V91L205 92V90H206V93H207V91H208L207 90V87L204 88V89H202V91L199 92V95L198 94L196 95L195 100H194V103H195L194 104V107H191L190 108V111L192 110L193 113L196 112V114L198 116H195V113L192 114L193 116L191 115L192 118L191 117L188 118V115L184 116L176 124L177 126H178V124H180V125L176 129H174V130H173L172 127H173V123H175V122H174V120H172V119H170L168 117L169 115H168V111H167V107H166V98H167L166 95L169 94V92L171 91V88H172V82L171 81H172L173 77L175 76V73L177 72L178 62L180 63V61H178V60L179 59H182V57H183L182 56L184 54V53H182L183 50L185 51V49L188 48V45L191 46L192 43L189 44L191 41L193 43H194V40H195V43H197L198 42L197 39H199V41H200L201 38H202V36L205 34ZM236 31H237V33H236ZM229 33H232V34H230V36H232V37H230L231 39L229 38V42H228V40H227V37L228 36L227 35H229ZM235 33H236V35H235ZM173 34H174V37H175L174 40H173ZM153 36H154V38H153ZM158 36H159V38H158ZM258 36L259 37L262 36V39L261 38L260 39L256 38ZM196 37H197V39H196ZM232 38H234L235 40H232ZM157 40H159L158 43H157ZM169 40L171 42H174V45H173V43L169 42ZM182 40H184V41H182ZM246 42L249 43V44H247ZM170 43H171V45H170ZM237 43H238V45H237ZM258 43H259V46H258ZM183 44H184L185 48H184ZM212 44H213V46H212ZM227 44H230V45L227 46ZM254 44H255V49H254ZM169 45H170V47H169ZM240 46H241V48H240ZM262 46H263V48H262ZM246 47H248V48H246ZM249 48H251L253 51L251 49H249ZM224 49L225 50L227 49V50L225 51ZM232 50H233L234 54L236 53L235 56L231 52ZM246 50H248V51H246ZM254 50H255V52H254ZM128 51L130 52L129 55H127L129 53ZM146 51H147V49H146ZM229 51H230V53L228 54ZM256 51H259V52L256 53ZM136 52H134V53H136ZM248 52H251V53H248ZM260 52H261V54H260ZM148 53L149 54L151 53V54L149 55ZM213 54H214V56H212ZM262 54H263V56H262ZM122 55H124V57ZM126 55H127V57L129 59L125 57ZM160 55H162V56H160ZM179 55L182 56V57H180ZM150 56H151V58H150ZM121 57H123L124 59L121 58ZM145 57L147 59H150V60H148L147 62H146V60L145 61L143 60L142 67H140V68L138 67V69L140 70V72H139V70L136 69L137 66L135 67L134 64L136 62L137 63L140 62ZM153 57H154V59H153ZM216 57H218L219 59L216 58ZM221 57H222V59H221ZM236 57L238 58V60H237ZM254 57H255V59H254ZM119 58H121L122 60H120ZM125 58H126V61L128 59V61H129L128 63L126 61H124ZM130 58H132V59H130ZM176 58H178V60ZM233 58H236V59H233ZM213 59H215V60H213ZM242 59H243V61H244V59L246 61H249L250 66H249V64L246 65L248 63V62L246 63V61L245 62L242 61V63H241V60ZM68 60H70V57H66L62 61L61 64H59L56 67L54 66L55 68L53 67L43 77V82L41 83L42 86H40L39 88H37L34 91L36 94L33 93L32 98L29 101L30 107L28 106L27 107L28 110L26 109L27 112H32V115L30 114L29 115L30 117L28 116L27 119L25 120L26 122L25 123L23 122V124H22L23 127H25L26 129L23 128V127H21L22 126L21 124L19 125L22 128V130H19V133H20L19 134L20 135L19 136L20 143H19L18 147H21L22 146V143H21V142H23L22 138H24V140H25V139H27V137L29 138V137H32L33 136V134H34L33 131H35L36 133H39V135H41L40 129H42L43 126H47V125H44V124L51 123L52 125L51 124H48L49 126L51 125L50 128L54 126L53 128H56L57 129L59 127L58 131H60V129L64 128V130L62 129L63 131L61 130V135H60V132H59V136H67L66 134H68V133L67 132L65 133V130L68 131L67 129H71V127H72V130L75 129L74 131H77L78 132L80 130V128H83L82 125H84V127H86V126H90V124L92 123L91 120L86 121L85 120L86 117L83 116V115H86L88 117V115H89L88 118H90V116H93L90 113V111L92 112V110H90V109H92V107H93V106H91L92 102L90 101V99H88L87 102L86 101H83V99L81 100V97L83 96L84 91H85V90H83V88L90 81V78L92 76H95L97 73L95 72V70L92 71L93 68L90 69L91 67L87 64L88 62L86 63V61L78 60L80 62H77L76 60H74V61H70L69 62ZM155 60H157V62L158 61L159 62L156 64V61ZM218 60H220L221 63L223 62L224 65L221 64ZM229 60H230L231 63H233V65L235 64V66H233L232 64L231 65L229 64L231 67L228 66V68H226L227 67V63L229 62ZM235 60H236V62H235ZM213 62L216 63V64H213ZM119 63H120V65H119ZM148 63H150V64H148ZM154 63H155V65H154ZM167 63L169 65H167ZM140 64L138 63V65H140ZM152 64H153V66H152ZM146 65H147V67H146ZM86 66H88V68ZM126 66H128V67H126ZM130 66L132 68L131 71L129 69ZM150 67H151V69H149ZM214 67H217V68H215V73H216L217 70L219 71V72H217V74H214ZM141 68H142V70L144 68V70H143L144 72L141 70ZM166 68H167V71H166ZM115 69H117L116 71L118 73L115 71ZM122 69H125L126 71H124ZM258 69H260L262 71L261 72L260 71L257 72ZM86 70H88V71L91 70V72H93V73H91L90 71H89L90 72L89 73L87 71L89 73L88 74V73H86ZM212 70H213V72H212ZM76 71H78V72L76 73ZM82 71H83V74H82ZM121 71H122V73H121ZM132 71H138L139 73L137 74V72H134L135 73L134 74ZM252 71L254 73H252ZM147 72H150V74L147 73ZM94 73H96V74H94ZM120 73H121V75H120ZM140 73L142 74V76H141ZM165 73H166V77H165ZM168 73H169V75H168ZM212 73H213V76H212ZM103 74L105 76H103ZM262 74H263V77L261 76ZM79 75H81V76H79ZM125 75H126V77H125ZM127 75L130 76L129 77L130 80H132L134 78H137L138 82H136V79L133 80L134 82L133 81H130L128 79V76ZM152 75H153V77H152ZM214 75H215V77H214ZM216 75H217V78H216ZM119 76L122 77V78H120ZM149 76H151V77H149ZM76 77H77V79H76ZM95 77H96V80H97L98 79L97 76H95ZM104 77H105V79H104ZM79 78H80V80H79ZM124 78L125 79H128V80H125ZM156 78H157V80H156ZM164 78H166V79H164ZM218 78H219V80H218ZM229 78H230V80H229ZM257 78H259V80ZM99 79H98V81H100ZM221 79L223 80V82L221 81ZM127 81H129L130 83H128ZM163 81H165V82H163ZM168 81H169V83H168ZM209 81H206L207 82V86H208ZM258 81H259V83H258ZM226 82H227V84H226ZM140 83H142V84H140ZM145 83H147V85ZM249 83L251 84L252 87H254L255 85L258 87L257 88V90H258L257 92L260 93V91H261L260 95L256 91H253V90H256V87H255V89H252V87H250L248 85ZM83 84H84V86H83ZM135 84H137V86H139V85L142 86V87L139 86V88H141V91H140L139 88H136V89H139V90H136V91H137V94L138 93L140 94L139 96L137 95L140 98H138L137 96L133 95V94L136 93V91L134 89L137 86ZM164 84L165 85L168 84V85L165 87ZM215 84H216V86H215ZM124 85H126V86H124ZM143 85H144V87H143ZM114 86H115V88H114ZM131 86L134 88L133 89L134 90V93H132L133 90H132V87ZM214 86H215V89H214ZM124 88H126V89H124ZM247 88L248 89L251 88V89L248 90ZM144 89H146V91ZM164 89L166 90V92H165ZM168 89H169V91H167ZM259 89H261V90H259ZM42 90L44 91V93H43ZM243 90H248V94H247V91H243ZM40 91H41V93H40ZM213 91L212 92L210 91V93H212V95L214 94ZM250 91H251V93L252 92H255L257 94H253L252 93L253 94L252 95L250 93ZM241 92H242V94H241ZM210 93H208L209 95L207 94L208 97L209 96H212V95H210ZM157 96L159 97V99H158ZM134 97H135V99H134ZM229 97H230V99H229ZM244 97L245 98L248 97V98L245 99ZM157 100H159V101H157ZM261 100H262V102H261ZM123 101L125 102V104H124ZM83 102H84V104H83ZM90 102H91V104H90ZM144 102L146 104H143ZM148 102H149V104H147ZM255 102H256V104H253ZM47 103H49L51 105H49ZM79 103H80V106L81 107L79 106ZM118 103H120V104H118ZM62 104H64V105L62 106ZM82 104H83V106H82ZM121 104L124 105L123 108H122V105ZM38 105H39V107H38ZM46 105L48 106V108L46 109V107H45L44 114H46V115L48 114L49 117L50 116H52V117L49 118L48 116L46 117V115H44L45 116V119L47 120V118H48V119H50V120L52 119V120H51V122H50V120H48L47 122H44V124H43V122H41L42 119H43L42 118L43 117L42 116L43 115V112H42V109L43 108H41V107L46 106ZM146 105H148V106H146ZM155 105H156V107H155ZM197 105H198L199 108L197 107ZM234 105H235V107H234ZM236 105L238 107L239 106L240 107L237 108ZM259 105H260V107H259ZM52 106H53V108H52ZM58 106L60 108V111H58L59 110ZM88 106L90 108L87 109ZM129 106H131V107H129ZM157 106H158V108H157ZM229 106H231V107H229ZM223 107H222V109H223ZM50 108H52L51 110L53 112L51 110H50L51 112L49 111ZM63 108H65V109L63 110ZM124 108H126V109H124ZM214 108H216V107H214ZM36 109L37 110L40 109V110L37 111ZM54 109H56V112H59V113H57V115H60V116H57L56 115ZM70 109H72V110L70 111ZM195 109L196 110L199 109V110L198 111H195ZM237 109H238V111H236ZM45 110H46V112H45ZM66 110H69V112H67V113H72V115L73 114L74 115L71 116V117L70 116L68 117L67 116L68 114L65 113ZM87 110L88 111L90 110L89 113H88ZM40 111H41V113H39ZM49 112H50V114H49ZM233 112H235V113H233ZM249 112H248V114H249ZM242 113H244V115ZM250 113L252 114V110H251ZM65 114H66L67 117L65 116ZM81 114H82V116H81ZM137 114H138V116H137ZM219 114H221V115H219ZM214 115H216V117ZM233 115H235L237 117L234 118L235 116H233ZM77 116H80V117H77ZM130 116H132V117H130ZM134 116H137V118L136 117L134 118ZM58 117H60L59 118L60 122L58 120ZM214 117L216 118L215 120H214ZM36 118H38V120H41L40 123L38 124L39 125V128L41 126L40 129L38 128L39 129V132H38V129H37L38 126L35 127V125H34V124L37 125V123L39 122V121H37ZM71 118H74L75 120H78V122H76L74 124L72 122L71 124H69ZM83 118H84V121H83ZM195 118H197V119H195ZM45 119H43V121ZM133 119H135L134 122H136V124H135L136 125V128H141V127L143 128V133H142L143 136L141 135V137H139V138H138V136L140 134L139 135H136L134 133L135 132L134 130L136 128L133 125V123H134V122H132ZM191 119H192V121H191ZM72 120L73 119H71V121ZM196 120H197V124L195 122ZM221 120H222V122H221ZM231 120H232V122H231ZM233 120L234 121L236 120V123H234ZM67 121H69L68 124H67ZM79 121H82L80 126H79V124H80ZM169 121H170V123H169ZM56 122H57V124H56ZM118 122L120 124H117ZM86 123H88V125ZM123 123H125V124H123ZM128 123L131 124L134 129H132L133 132L131 130V131L128 132L127 136H125L126 133L122 129H123L124 125L127 124V126H128L129 125ZM165 123L167 124L166 126H165ZM217 123L219 125V128L218 129H217V126H218ZM62 124L64 126H62ZM142 124H144V125H142ZM226 124H228V126H229V124H234L233 126H234L235 129L233 127H230V126H232V125H230L229 127H227L228 130L226 132V129L227 128L224 127ZM237 124H238V126H237ZM122 125H123V127H122ZM145 125H146V128L144 127ZM153 125H154V127H153L154 129L152 128ZM190 125H191V127H190ZM221 125H223V126H221ZM240 126H241V128H239ZM76 127H78V128H76ZM213 127H216V128H213ZM221 127L225 128V129H222ZM30 128H31V130H30ZM148 128L150 130H148ZM210 128H211V131H210ZM220 128H221V131L222 130H225V131H222V132L219 131ZM229 128H231L233 131L235 130V132H233ZM25 130H26V132H25ZM151 130H153V131H151ZM230 130H231V132H230ZM70 131L71 130H69V132ZM117 131L119 133H117ZM144 131L146 132V134H145ZM148 131L150 132L151 135L149 134ZM215 131L217 132V134H216ZM130 132H131V134H130ZM178 132H180V133H178ZM218 132L221 135H219ZM228 132H230V133H228ZM236 132H240V133L236 136V134H237ZM242 132H243V130H242ZM114 133L115 134L117 133V136ZM172 133H173V135H172ZM190 133L192 134L193 138H192V136H190ZM212 133H215L216 136H217L216 138H218L220 141L222 140L221 143L219 142V146L216 145L217 141H215L216 138H214L215 137L214 136L215 134H213V136H212ZM112 134L114 136H116L117 138L114 137V136L112 138L109 137ZM180 134L182 135L181 138H180ZM206 134H208L207 135L208 137L211 136V139H209V141L208 140L205 141V139H208L207 136H206ZM23 135H24V137H22ZM123 135H124L125 138H123ZM222 135H227L228 137H232L231 135H233L234 138L232 139V138H228L227 136H222ZM185 136H186L187 139L185 138ZM204 136H206L205 139H203ZM235 137L237 139H235ZM189 138H191V139H189ZM170 139H171V141H170ZM173 139H176L177 141L178 140L179 141L177 142L176 140H174L177 143L174 142L175 144H173V142H172ZM228 139H231V140H228ZM210 140H212V141H210ZM233 140H238V142L236 141L237 143H235V141L233 142ZM128 141H129V143H128ZM130 141H131V143H130ZM207 141H208V143H207ZM188 142H189V144H188ZM191 142H193V141L191 140ZM202 142H203V144H207V147L202 146ZM228 142H229V145L227 144ZM259 142H261V143H259ZM114 143H115L116 147L113 146ZM116 143H118V144H116ZM158 143L159 144L161 143L162 145L161 144L159 145ZM211 143L212 144L215 143V144L214 145H211ZM187 144L189 145V149H192V150L195 151V155H193L194 154V151L188 150V147H187L188 145ZM230 144H232V145L230 146ZM103 145H104V147H103ZM125 145H128L131 148H129V147L125 146ZM156 145H158V146H156ZM184 145H186V146H184ZM190 145H191L192 148H190ZM252 145H254L255 147L252 146ZM183 146L185 147V149H184ZM236 146H237V148H236ZM257 146H258V148H256ZM160 147H161V149H160ZM165 147H167L168 149L165 150ZM252 148L253 149L256 148V150L259 149V150H257L258 153L256 152L255 149L253 150ZM201 149H203V150H201ZM127 150H130L128 154H126L128 152ZM155 150H156V152H155ZM196 150H197V152H196ZM187 151H190V153L189 152L186 153ZM123 152H124V154H123ZM150 152H151V154H150ZM181 152L183 153V155H182ZM191 152H193V153H191ZM255 152L257 153V155H256ZM135 153H137V154H135ZM155 153L157 155H155ZM262 153H263V155H262ZM107 154H108V157H107ZM147 154L149 155L148 157H147ZM172 154L178 155V156L175 157ZM250 154H251V156H250ZM252 154H254V155H252ZM150 155H155L157 158H155V156H150ZM187 155L188 156L190 155V156L188 157L187 162L186 161L184 162L183 160H186ZM121 156H123L122 159H121ZM200 156L203 157V158H201ZM13 157H15V156H13ZM152 157H153V160H152ZM190 157L191 158H194L195 157L194 159L196 160V162L194 161V159H191ZM196 157H198V158H196ZM204 157H206V158H204ZM256 157H258V159L261 157V159H259V160L258 159H255ZM175 158L177 159V164H176V159ZM108 159H110L111 161L108 160ZM164 159H165L166 162L164 161ZM197 159H199V160H197ZM119 160L120 161L122 160L121 161L122 164L119 163L120 162ZM126 160H128V163H126L127 162ZM130 160H131V163H132L131 166H130V164H131L130 163ZM170 160H171V162H170ZM181 162H182V164H181ZM190 162H192L191 165H190ZM123 163H125L124 165H126V166H124ZM153 163H155V164L158 163L159 166H161L162 164L163 165L165 164V166L166 165L167 166L169 165V167L166 170V172L165 173L163 172L164 174L162 173L163 175H160L159 176V177H161V176L162 177L161 178H158V181H157V176L154 175V172L152 173L150 171V170L153 171L155 169V166H154V169H153V165H154ZM234 163H235V165H234L235 167H234V170H233L232 166H233ZM251 163L254 166L251 165ZM147 164H149L148 167H147ZM171 164H172V166H171ZM122 165H123V167H122ZM182 165H184V167H182ZM173 166H174V168H173ZM178 166H181V167L179 168ZM245 166H246V169H245ZM156 167H158L157 164H156ZM128 168H129L130 172H129ZM184 168H185V171H184ZM148 169H150L149 170V173H148ZM169 169H170V171H169ZM177 169H178V171H177ZM100 170H101V173L102 172H104V173H102V174L101 173H98V172H100ZM229 170H230V173H232V174L229 173ZM249 171H248V173H249ZM87 173L90 174V175H86ZM126 173H127V175H125ZM92 174H93V178L94 179L92 178ZM103 174H106V176L103 175ZM174 174H175V176H173ZM186 174H188V175H186ZM229 174L232 175V176H230ZM235 174L237 175V178L238 179H239V177H242L243 179H240V180H237L236 181L235 180V178H236V175ZM153 175L156 178H154ZM221 175H224V177L225 176L227 177V175H229L228 178H230V180L228 178L221 179V177H222ZM151 176H153V177H151ZM96 177H97V179H96ZM99 177H103V178L100 179ZM177 177H179V178H177ZM231 177L232 178L234 177V178L231 180ZM152 178H154V179H152ZM189 178L191 179L190 180L191 181V185L188 183V182H190L189 181ZM89 180H92V181H89ZM221 180H224V181L222 182ZM226 180H227V182H226ZM150 181L153 184V186L155 185L157 187V189H158L157 190L158 195H157V192L155 193L156 194L155 196L153 195L154 193L151 194V199H153V200L149 199L150 198L149 197L150 196V192H149V189L150 188L149 187H152V185L151 186L150 185L148 186V184H151ZM179 181L180 182L182 181V182L180 183ZM230 181H233L232 182L233 184L230 183ZM146 182H147V184H146ZM177 182H179V183H177ZM228 182H229V184H228ZM221 183L223 185L226 184L225 186L227 188H225ZM181 185H182V192H179V193H182V194H180V196H176V194H179V193H177L178 190L181 191V189H180V186ZM185 185H187L188 187L186 186L187 187L186 188ZM189 185H190V189H189ZM219 185H220V187H219ZM144 186L146 188H144ZM215 186H217V187L215 188ZM230 186H233L234 187L233 188L234 189V191H233L234 194H232V191H231L232 190L231 189L232 187H230ZM211 187H212L213 190H211ZM223 188L225 190H223ZM229 188H230V191H229ZM29 190L30 189H27V191H29ZM143 190H144V192H143ZM219 191H217L216 193L220 194ZM228 191L231 192V194ZM146 192H149V193H147L149 195H147ZM165 192H166L167 196H166ZM206 192H208V193H206ZM31 193H34V191H31ZM162 193H163V195H162ZM201 193L203 195H201ZM204 193L205 194H208L209 196L208 195H205L204 196ZM164 194H165V196H164ZM174 195H175V197H173ZM231 195H232V197H231ZM2 196L5 197L4 195H2ZM2 196L0 195V198H1L0 199V209L3 208L2 210H4V206L2 204H3V202H4L5 199L2 198ZM159 196H160V198H156V197H159ZM202 196H204V198H205L204 200L205 201L203 200ZM50 197H51V199H50ZM172 197L174 199H172ZM177 197H179V198H177ZM195 197L197 199V203H196V200H193V199H195ZM142 198H144V200ZM200 198L202 199L201 201H200ZM206 198H208V200ZM214 198H216L215 194H214ZM49 200H50V202H49ZM151 201H153V202L150 203ZM170 201H172V202H170ZM210 201H212V200H210ZM163 202L164 203L167 202L168 204L167 203L163 204ZM191 202H194L195 203V204H193V207H190V206H192V205H190ZM96 204H97V206H96ZM151 204H152V207L150 206ZM174 204L177 206V208L175 207ZM100 205H103L102 206V209L100 208L101 207ZM188 205H189V207H188ZM195 205H197L199 207H197ZM49 206H50V210H49ZM25 207H27V206L24 205V204H20L19 206L17 205V208H19V211L21 212V214H23L22 216L24 217V219H25L26 216H28V218H26V219L29 220V215H30L29 214V210H28V208H25ZM152 208H153V210H152ZM193 208H194V210H193ZM100 209L102 210L101 213H100ZM178 209L182 210L183 213H182V211L179 212L180 210L178 211ZM186 210H188V211H186ZM26 211H27V213H26ZM24 213L26 214V216H25ZM174 213L177 214L176 215L177 217L175 216ZM192 213H194V214H192ZM188 214H190V215H188ZM191 215H194V216H191ZM175 218L178 220V222H177L178 224L176 223V225L173 223V222H176L177 221V220L176 221L174 220ZM186 218H187V220H186ZM189 218H190V220H188ZM24 219L21 221L22 223L23 222H26L25 221L26 219L25 220ZM191 219H193V221ZM99 220L100 221L102 220V221L99 223ZM171 220H173L172 223H170ZM5 221H6V218H3L2 220H0V225L4 224ZM179 222H181L182 224L179 223ZM185 222H187V223H185ZM22 223H21V226L23 227L25 224L23 225ZM167 223H169L171 225L168 226L169 224H167ZM183 223H185V224H183ZM15 224H16V222L13 223V221H12V223H10V225L6 227L8 229H3V230H2V228L0 226V228H1L0 229V234H2V232L5 233V231H8L10 233L9 235H11V233H13V231H15V228H13V227H15ZM35 226H37V228ZM82 226L83 227L84 226H87L86 227L87 229L84 227L83 230H81V232H79V230L82 228ZM193 226H191V227H193ZM9 227H10V231L11 232L9 231ZM22 227H21V229L22 230H25V227H23L24 229ZM88 227H89V229H88ZM138 229L140 231H138ZM185 229L182 230L181 233L183 231H185ZM189 229H187V230H189ZM29 230L31 231V233H29L30 232ZM89 230L92 231V232L90 233ZM133 230L135 231L134 233H132ZM170 230H172L171 231L172 233H170ZM86 231H88L89 233L86 232ZM32 232H35V234L32 235L33 234ZM83 232H85V234H82ZM6 234H8V233H6ZM26 234H29V235H27V237L30 236V235L32 237L33 236L34 237L31 238V236H30L29 238H24V240H23V237L26 236ZM169 234L172 237H170ZM76 235H79V236H76ZM161 235H164V236H161ZM182 235H184V234H182ZM138 236H139V238H138ZM163 237H165V238H163ZM10 238H12V240H9ZM18 238H19V240H21V244L20 243L19 244L16 243V242H19ZM154 238H156L155 240L157 242H155ZM181 238L182 237H180V239ZM139 239H141V240H139ZM164 239H166V240H164ZM178 239H176V241ZM182 239H181V241H182ZM132 240H134V242ZM1 241H2V243H1ZM166 241L167 242L169 241L168 242V246H167V242ZM163 242H164V244H163ZM10 243H12L11 244L12 249H11V246H9L7 249L10 248L9 250H15L14 252L12 251L11 253H9L8 251H6V249H5V247L8 244L10 245ZM32 243H35V244H32ZM37 243H39V246H38ZM61 243H62V245L64 243L65 244L67 243V246L68 247L67 246L66 247H61L62 246ZM150 243L152 244V247L154 246L153 248L151 247ZM2 244L3 245L4 244L5 245L7 244V245L6 246L5 245L3 246ZM27 244L29 246H26ZM57 244L58 245L60 244L61 246L59 247ZM65 244L63 246H65ZM106 244L108 245L107 247H105ZM148 244H149L150 248H152L153 250H150L149 249ZM14 245H15V247H14ZM55 245H56V249H55V247H53ZM89 245L90 246L92 245L93 247L91 246L92 248H89L90 247ZM100 245L102 246V250L101 249H97V248H100ZM127 245H130L132 247L128 249V248H126ZM25 246H26V249H25ZM30 246L33 247V248H31ZM35 246H37V248ZM139 246H140V249H139ZM163 246L164 247L167 246V248L165 247V249H166L167 252L165 250H163L165 253L161 251V253H162L161 254L157 250H160V248L162 250V248H164ZM70 247L71 248H74L75 250H71ZM169 247H171V248H169ZM53 248H54V250H53ZM60 248H62V249L60 250ZM64 248H66V251L63 250ZM67 248H70V249H67ZM77 248L80 249L81 251L80 250H77ZM132 248H135V249H132ZM33 249H34V251H33ZM89 249H90V252H89ZM92 249H93V251H92ZM22 250H24V251L27 250V251L24 252ZM29 250L30 251L32 250L31 252H33V253L31 255H28L27 254L26 255V257L28 256L27 258L24 257L27 252H29V254L31 253ZM52 250H53V252H52ZM86 250H88V251H86ZM96 250H97L98 253H96ZM136 250H138V252ZM146 250L149 251L148 253L150 255H152V256L156 255L155 257H158V258H156V260H155V257H154V259H153V257L150 256L147 253ZM176 250H177V248H176ZM91 251L94 252V253L92 254ZM34 252H35V255H34ZM59 252H60V254H59ZM63 252H64V254L65 253H67V254L64 255ZM77 252L78 253L81 252V253H79L81 257L78 254H77V256L75 255ZM158 252L160 253V255L162 257H159ZM73 253H75V254H73ZM86 253H88V254L86 255ZM135 253H136V255H135ZM9 254L10 255L12 254L13 257H10ZM83 254H84V256H83ZM138 254H139V256H137ZM146 254H148L149 256L146 255ZM14 255L17 256V257H15ZM74 255H75V257H78V259L77 258L74 259L75 257L74 258L72 257ZM125 255H126V257H125ZM140 255H142V256L140 257ZM144 255L147 257V259L149 260V262H148V260L146 261V259H145L146 257H143ZM20 256H21V258H20ZM130 256H132V257H130ZM82 257H84V258H82ZM136 257H140V258H137L136 259ZM61 258H62V260L64 259L65 261L64 260L61 261ZM159 258H160V260H158ZM28 259H29V261H28ZM95 259L99 260L98 263H96V260ZM143 259H145V260H143ZM19 260H20V263H19ZM109 260H110V262H108ZM126 260H127V262H126ZM128 260H130V262H128ZM133 261H134V263H133Z\"/></svg>",
    "mask_w": 264,
    "mask_h": 264
}]
</instances>
